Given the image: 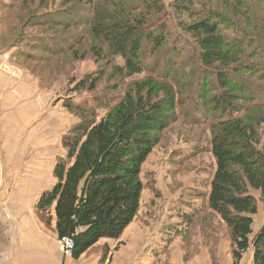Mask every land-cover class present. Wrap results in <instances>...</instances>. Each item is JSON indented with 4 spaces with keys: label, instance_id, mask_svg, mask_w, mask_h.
<instances>
[{
    "label": "trees",
    "instance_id": "16d2710c",
    "mask_svg": "<svg viewBox=\"0 0 264 264\" xmlns=\"http://www.w3.org/2000/svg\"><path fill=\"white\" fill-rule=\"evenodd\" d=\"M138 3L140 13L131 15V20L109 17L89 24L85 20L89 34L100 42L90 46L86 56L96 65L108 64L118 79L106 91L114 93L124 83L132 87L121 99L94 93V107L64 103L69 114H80L81 122L62 137L66 155L56 159L55 185L39 197L36 217L58 240H72L73 259L100 240H118L140 207L143 164L166 128L182 118L186 124L208 127V151L214 160L209 191L202 195L201 208L184 217L186 224L198 213L212 211L229 229L234 262L250 250L252 263L264 264V219L255 234L252 229L257 213L252 191L264 198V120L253 122L248 115L251 107L264 106V100L247 91L250 84L240 74L259 68L236 58L245 37L264 41V0H172L168 8L173 13L167 15L175 18L174 27L162 23L154 32L146 30L165 12L163 3ZM71 13L55 17L66 18L60 21L29 19L28 25L68 30L80 23L73 24ZM221 24L231 25L237 34L223 33ZM60 39L35 36L24 39V44L51 54L52 45L58 48L53 52H68L78 41L73 35ZM22 56L33 62L40 58L30 53ZM115 58L123 64H115ZM144 71L143 78L133 79ZM104 74L97 70L86 75L75 90L93 93ZM157 88L162 96L151 98Z\"/></svg>",
    "mask_w": 264,
    "mask_h": 264
},
{
    "label": "rangeland",
    "instance_id": "374dc122",
    "mask_svg": "<svg viewBox=\"0 0 264 264\" xmlns=\"http://www.w3.org/2000/svg\"><path fill=\"white\" fill-rule=\"evenodd\" d=\"M138 1L140 0H0V49L3 48L0 50V72L12 81L11 104L7 113L13 115L15 111L18 112L8 119L6 125H9L11 132L15 128L18 129L22 138L23 133L39 135L43 134V131L49 132L52 135L50 140L53 147L60 150L59 154L63 153L55 156L54 166L56 159L64 158L66 155L62 137L81 122L80 114H69L64 108V103L70 100L88 108L94 107V93L99 95L108 93L121 99L124 91L132 87L124 83L117 87L114 93L106 91L107 88H111V83L118 79L113 77L108 64L96 65L90 56H86L90 46L100 45V42L89 34L88 24L104 22L109 17L123 21L131 20L133 18L131 15L140 13V9L137 8L140 5ZM158 1L163 3L165 12L163 11L154 26L146 30L148 32H154L162 23L169 28L174 27L175 18L173 15H167L173 13L168 8L172 0ZM135 8L137 9L134 11ZM130 10L133 11L129 12ZM69 11H73L71 13L73 24L80 23L68 30L53 26L33 28L32 22L28 25V21L34 18L46 22L51 18L59 21L66 19L55 17L67 16ZM85 20H88V24ZM25 24L29 27H25ZM219 29L229 35L237 34L228 24H221ZM69 35L77 37L78 41L73 50L68 52L66 50L60 53L53 52L55 51L53 49L58 48L52 45L50 46L52 52L48 54L31 50L24 44V39L35 36L47 38L55 36L59 42L60 38H67ZM6 37L10 39L9 45ZM245 39L236 58L251 62L250 64L256 65L259 70L251 73L242 71L240 74L250 84L251 91L248 88L247 91L252 96L255 94L254 97H261L264 100V41L249 37ZM37 42L38 39L35 38L33 43ZM186 51L190 55L189 52L192 50L188 46ZM23 53L39 55V61L26 60L22 56ZM82 56L87 58L79 59ZM184 61L189 60L186 58ZM115 64L122 65L123 61L115 58ZM97 70L104 71L105 74L93 93L75 90L78 82ZM145 75L146 71L134 76L133 79H141ZM159 96H162V93L160 88H157L151 98ZM244 105L245 108L250 107V104ZM103 115L104 113L97 115L96 118L100 120ZM248 115L252 116L253 122H261L264 120V106L251 107ZM261 126L263 129L264 125ZM209 137L210 130L204 124L199 122L186 124L180 118L166 128L159 145L142 166L140 180L144 190L136 223H152L156 228L153 246H149L155 254L154 264H253L250 250L238 263L234 262L229 229L217 214L206 209L192 217L190 225L185 222L184 217L187 214H193L196 208L197 210L201 208L200 204L204 201L202 195L209 191V173L214 168V160L208 151ZM26 140L28 141L27 138ZM37 142L38 138L30 143ZM22 144H26V141H22ZM29 153L27 151V154ZM30 161L27 159V162ZM23 162L20 158V166L14 172H28L29 167L21 165ZM50 170L49 167L48 171ZM252 195L257 204V213L253 216L252 225L255 234L264 219V198L256 191H252ZM44 230L51 232L49 228L44 227ZM96 249L98 248H94L93 251ZM90 251L92 253V250Z\"/></svg>",
    "mask_w": 264,
    "mask_h": 264
},
{
    "label": "crops",
    "instance_id": "0c3cea01",
    "mask_svg": "<svg viewBox=\"0 0 264 264\" xmlns=\"http://www.w3.org/2000/svg\"><path fill=\"white\" fill-rule=\"evenodd\" d=\"M11 83L0 72V264H154L149 246L156 228L152 223H136L139 212L118 240H100L90 249L92 253L88 250L78 259L63 255L56 235L44 230L35 214L39 197L55 185L54 158L60 150L53 147L49 132L23 133L22 138L18 129L10 131L8 119L18 114L7 113ZM26 138L30 142L38 138V142L32 144ZM22 141L26 144L21 145ZM20 158L28 172H14Z\"/></svg>",
    "mask_w": 264,
    "mask_h": 264
},
{
    "label": "built area",
    "instance_id": "2783aa9c",
    "mask_svg": "<svg viewBox=\"0 0 264 264\" xmlns=\"http://www.w3.org/2000/svg\"><path fill=\"white\" fill-rule=\"evenodd\" d=\"M59 247L64 256H71L73 249V242L71 239L63 238L59 240Z\"/></svg>",
    "mask_w": 264,
    "mask_h": 264
}]
</instances>
